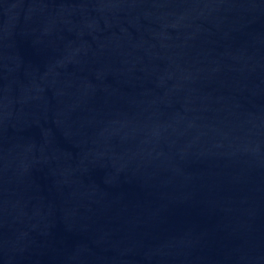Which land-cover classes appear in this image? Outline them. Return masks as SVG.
<instances>
[{
	"label": "water",
	"instance_id": "obj_1",
	"mask_svg": "<svg viewBox=\"0 0 264 264\" xmlns=\"http://www.w3.org/2000/svg\"><path fill=\"white\" fill-rule=\"evenodd\" d=\"M0 264H264V0H0Z\"/></svg>",
	"mask_w": 264,
	"mask_h": 264
}]
</instances>
